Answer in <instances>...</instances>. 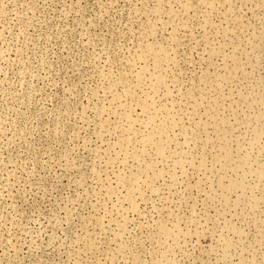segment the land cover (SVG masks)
<instances>
[{
	"label": "rangeland",
	"instance_id": "rangeland-1",
	"mask_svg": "<svg viewBox=\"0 0 264 264\" xmlns=\"http://www.w3.org/2000/svg\"><path fill=\"white\" fill-rule=\"evenodd\" d=\"M0 264H264V0H0Z\"/></svg>",
	"mask_w": 264,
	"mask_h": 264
}]
</instances>
